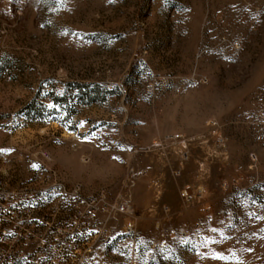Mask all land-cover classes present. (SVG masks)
Here are the masks:
<instances>
[{"label": "rangeland", "instance_id": "1", "mask_svg": "<svg viewBox=\"0 0 264 264\" xmlns=\"http://www.w3.org/2000/svg\"><path fill=\"white\" fill-rule=\"evenodd\" d=\"M31 169L100 203L93 264H264V0H0V193Z\"/></svg>", "mask_w": 264, "mask_h": 264}, {"label": "built area", "instance_id": "2", "mask_svg": "<svg viewBox=\"0 0 264 264\" xmlns=\"http://www.w3.org/2000/svg\"><path fill=\"white\" fill-rule=\"evenodd\" d=\"M31 175L21 192L0 193V264H93L88 246L91 221L103 210L100 203L49 184L35 169ZM181 195L190 201L188 190ZM112 210L128 213L130 207L123 203Z\"/></svg>", "mask_w": 264, "mask_h": 264}]
</instances>
